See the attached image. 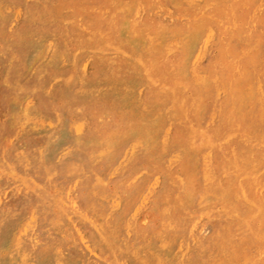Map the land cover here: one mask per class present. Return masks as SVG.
I'll return each mask as SVG.
<instances>
[{
	"label": "rangeland",
	"instance_id": "1",
	"mask_svg": "<svg viewBox=\"0 0 264 264\" xmlns=\"http://www.w3.org/2000/svg\"><path fill=\"white\" fill-rule=\"evenodd\" d=\"M83 1L0 0V264H264V0Z\"/></svg>",
	"mask_w": 264,
	"mask_h": 264
},
{
	"label": "bare ground",
	"instance_id": "2",
	"mask_svg": "<svg viewBox=\"0 0 264 264\" xmlns=\"http://www.w3.org/2000/svg\"><path fill=\"white\" fill-rule=\"evenodd\" d=\"M8 1H9V0H8ZM17 1H18V0H17ZM25 1H27V0H25ZM65 1L68 2V0H65ZM73 1H74V0H72V2H73ZM85 1H86V0H84L83 2H85ZM118 1H119V0H118ZM165 1H166V0H165ZM257 1H259V0H257ZM11 2H12V1H11ZM81 2H82V1H81ZM110 2H111V1H110ZM123 2H124V1H123ZM211 2H212V1H211ZM12 3H13V2H12ZM18 3H20V2H18ZM86 3H87V2H86ZM118 3H119V2H118ZM136 3H137V2H136ZM164 3H165V2H164ZM167 3H168V2H167ZM167 3H166V4H167ZM209 3H210V2H209ZM0 4H1V3H0ZM26 4H27V3H26ZM30 4H31V3H30ZM58 4H59V3H58ZM67 4H68V3H67ZM69 4H70V3H69ZM89 4H90V3H89ZM94 4H95V1H94ZM94 4H93L92 6H94ZM110 4L112 5V3H110ZM120 4H121V3H120ZM125 4H126V3H125ZM166 4H165V5H166ZM188 4H189V3H188ZM188 4H187V5H188ZM204 4H205V3H204ZM28 5H29V4H28ZM75 5H77V4H75ZM140 5H141V4H140ZM165 5H164V6H165ZM168 5H169V4H168ZM185 5H186V4H185ZM262 5H263V4H262ZM5 6H6V4H5ZM64 6H65V5H64ZM67 6H68V5H67ZM86 6H87V5H86ZM86 6H85V7H86ZM95 6H96V5H95ZM196 6H197V5H196ZM228 6H229V5H228ZM29 7H30V6H29ZM62 7H63V6H62ZM65 7H66V6H65ZM69 7H70V6H69ZM88 7H89V6H88ZM113 7H114V6H113ZM256 7H257V6H256ZM13 8H14V7H13ZM20 8H21V7H20ZM75 8H76V7H75ZM91 8H93V7H91ZM134 8H135V7H134ZM159 8H160V6H159ZM170 8H171V6H170ZM226 8H227V7H226ZM63 9H65V8L63 7ZM70 9H71V8H70ZM86 9H87V8H86ZM94 9H95V8H94ZM96 9H97V8H96ZM191 9H192V8H191ZM252 9H253V8H252ZM259 9H260V8H259ZM259 9H258V10H259ZM59 10H61V7L59 8ZM81 10H82V9H81ZM90 10H91V9H90ZM113 10H114V8H113ZM141 10H142V9H141ZM153 10H154V9H153ZM155 10H156V9H155ZM157 10H158V9H157ZM194 10H195V9H194ZM197 10H198V9H197ZM250 10H251V9H250ZM47 11H48V10H47ZM85 11H87V10H85ZM101 11H103V10H101ZM105 11H106V10H105ZM170 11H171V10H170ZM172 11H173V10H172ZM188 11H189V10H188ZM202 11H203V10H202ZM205 11H206V10H205ZM16 12H17V11H16ZM18 12H19V11H18ZM45 12H46V11H45ZM50 12H51V8H50ZM67 12H68V11H67ZM135 12H136V11H135ZM142 12H143V10H142ZM153 12H154V11H153ZM194 12H195V11H194ZM224 12H225V11H224ZM68 13H69V12H68ZM97 13H98V10H97ZM107 13H108V12H107ZM110 13H111V12H110ZM112 13H113V12H112ZM112 13H111V15H112ZM138 13H139V12H138ZM157 13H158V12H157ZM168 13H170V12H168ZM199 13H200V12H199ZM209 13H210V12H209ZM229 13H230V12H229ZM249 13H250V12H249ZM252 13H253V12H252ZM261 13H262V12H261ZM261 13H260V14H261ZM56 14H57V13H56ZM91 14H92V10H91ZM95 14H96V13H95ZM125 14H127V13H125ZM125 14H124V15H125ZM149 14H150V13H149ZM230 14H231V13H230ZM254 14H255V13H254ZM15 15H16V14H15ZM54 15H55V14H54ZM60 15H62V14H60ZM76 15H77V14H76ZM76 15H75V16H76ZM80 15H81V14H80ZM86 15H87V14H86ZM96 15H97V14H96ZM127 15H129V14H127ZM132 15H133V14H132ZM173 15H174V14H173ZM197 15H198V14H197ZM20 16H21V15H20ZM24 16H25V15H24ZM48 16H49V15H48ZM48 16H47V17H48ZM71 16H72V15H71ZM73 16H74V15H73ZM78 16H79V15H78ZM98 16H99V15H98ZM103 16H104V15H103ZM112 16H113V15H112ZM176 16H177V15H176ZM248 16H249V15H248ZM15 17H16V16H15ZM15 17H14V18H15ZM90 17H91V16H90ZM125 17H126V16H125ZM133 17H134V16H133ZM161 17H162V15H161ZM161 17H160V18H161ZM165 17H166V16H165ZM180 17H181V16H180ZM186 17H187V16H186ZM250 17H252V16H250ZM250 17H249V19H250ZM254 17H255V16H254ZM118 18H120V17H118ZM122 18H123V17H122ZM122 18H121V20H122ZM160 18H159V19H160ZM168 18H169V17H168ZM198 18H199V17H198ZM225 18H226V16H225ZM239 18H240V16H239ZM255 18H256V17H255ZM35 19H36V18H35ZM55 19H56V18H55ZM55 19H54V21H55ZM88 19H89V18H88ZM96 19H97V18H96ZM170 19H171V18H170ZM179 19H180V18H179ZM192 19H193V17H192ZM218 19H219V18H218ZM233 19H234V17H233ZM49 20H50V19H49ZM59 20H60V19H59ZM72 20H73V18L71 17V20H70V21H72ZM90 20H91V19H90ZM105 20H107V19L105 18ZM110 20H111V19H110ZM110 20H109V21H110ZM131 20H132V19H131ZM174 20H175V18H174ZM177 20H178V19H177ZM200 20H201V19H200ZM219 20L221 21V19H219ZM224 20H225V19H224ZM227 20H228V19H227ZM243 20H244V18H243ZM52 21H53V20H52ZM54 21H53V22H54ZM68 21H69V20H68ZM68 21H67V22H68ZM74 21H75V20H74ZM163 21H164V20H163ZM166 21H167V20H166ZM192 21H193V20H192ZM201 21H202V20H201ZM232 21H233V20H232ZM250 21H251V20H250ZM141 22H142V21H141ZM158 22H159V21H158ZM168 22H169V20H168ZM253 22H254V21H253ZM64 23H65V22H64ZM68 23H69V22H68ZM75 23H77V22H75ZM93 23H94V22H93ZM131 23H132V22H131ZM131 23L129 22L128 24L130 25ZM161 23H162V22H161ZM164 23H165V22H164ZM166 23H167V22H166ZM218 23H219V22H218ZM220 23H221V22H220ZM226 23H227V22H226ZM232 23H233V22H232ZM248 23H249V22H248ZM13 24H14V23H13ZM25 24H26V23H25ZM110 24H111V23H110ZM114 24H115V23H113V25H114ZM116 24H117V23H116ZM133 24H134V23H133ZM223 24H224V23H223ZM246 24H247V22H246ZM16 25H17V24H16ZM66 25H67V23H66ZM68 25H69V24H68ZM85 25H86V24H85ZM88 25H89V24H88ZM88 25H87V26H88ZM95 25H96V24H95ZM144 25H145V23H144ZM159 25H160V24H159ZM159 25H158V26H159ZM161 25H162V24H161ZM163 25H165V24H163ZM167 25H168V24H167ZM176 25H178V24H176ZM218 25H220V24H218ZM234 25H235V24H234ZM244 25H245V24H244ZM61 26H62V24H61ZM72 26H73V25H72ZM79 26H80V25H79ZM93 26H94V25H93ZM111 26H112V25H111ZM146 26H147V24H146ZM171 26H172V25H171ZM225 26H226V25H225ZM225 26H224V27H225ZM237 26H238V25H237ZM247 26H248V25H247ZM55 27H56V26H55ZM65 27H67V26H65ZM74 27H76V26H74ZM88 27H89V26H88ZM97 27H98V26H97ZM103 27H104V26H102V28H103ZM114 27H116V26H114ZM114 27H113V28H114ZM167 27H168V26H167ZM207 27H208V26H207ZM231 27H232V25H231ZM244 27H245V26H244ZM250 27H252V26H250ZM84 28H85V27H84ZM119 28H120V26H119ZM129 28H130V27H128V29H129ZM209 28H210V27H209ZM209 28H208V29H209ZM222 28H223V27H222ZM23 29H24V28H23ZM57 29H58V28H57ZM57 29H56V31H57ZM74 29H75V28H74ZM90 29H91V28H90ZM111 29H112V27L110 28V30H111ZM210 29H211V28H210ZM259 29H260V28H259ZM9 30H10V29H9ZM75 30H76V29H75ZM88 30H89V29H88ZM95 30H96V29H95ZM99 30H100V29H99ZM247 30H248V29H247ZM250 30H251V29H250ZM76 31H78V30H76ZM102 31H103V30H102ZM102 31H100V32H102ZM113 31H114V30H113ZM118 31H119V29H118ZM118 31H117V32H118ZM128 31H129V30H128ZM137 31H138V30H137ZM229 31H230V30H229ZM210 32H211V31H210ZM248 32H249V30H248ZM67 33H68V32H67ZM73 33H74V32H73ZM84 33H85V32H84ZM88 33H89V32H88ZM110 33H111V32H110ZM118 33H119V32H118ZM127 33H128V32H127ZM63 34H64V33H63ZM79 34H80V33H79ZM97 34L100 35V33H97ZM113 34H114V32H113ZM125 34H126V33H125ZM197 34H198V33H197ZM202 34H203V33H202ZM225 34H226V32H225ZM241 34H242V33H241ZM241 34H240V35H241ZM72 35H73V34H72ZM77 35H78V34H77ZM91 35H92V33H91ZM105 35H106V34H105ZM118 35H119V34H118ZM126 35H127V34H126ZM130 35H131V34H130ZM195 35H196V33H195ZM219 35H220V34H219ZM100 36H101V35H100ZM132 36H133V35H132ZM170 36H171V35H170ZM197 36H198V35H197ZM212 36H213V35H212ZM223 36H224V35H223ZM229 36H230V35H229ZM58 37H59V36H58ZM83 37H84V36H83ZM89 37H90V36H89ZM103 37H104V36H103ZM127 37H128V36H127ZM127 37H126V38H127ZM148 37H149V36H148ZM163 37H165V36H163ZM168 37H169V36H168ZM185 37H186V36H185ZM187 37H188V36H187ZM198 37H199V36H198ZM240 37H241V36H240ZM54 38H55V37H54ZM90 38H91V37H90ZM149 38H150V37H149ZM169 38H170V37H169ZM173 38H174V37H173ZM196 38H197V37H196ZM208 38H209V37H208ZM227 38H228V37H227ZM237 38H239V37H237ZM1 39H3V38H1ZM97 39H98V37L96 38V40H97ZM127 39H128V38H127ZM190 39H191V38H190ZM190 39H189V40H190ZM194 39H195V38H194ZM197 39H198V38H197ZM199 39H201V38H199ZM199 39H198V41H200ZM210 39H211V38H210ZM246 39H247V38H246ZM79 40H80V39H79ZM83 40H84V39H83ZM85 40H86V39H85ZM85 40H84V41H85ZM88 40H89V39H88ZM88 40H87V41H88ZM131 40H132V39H131ZM133 40H135V39H133ZM136 40H137V39H136ZM136 40H135V42H136ZM159 40H161V38H160ZM195 40H196V39H195ZM233 40H235V39H233ZM233 40H232V41H233ZM239 40H240V39H239ZM99 41H100V40H99ZM112 41H113V40H112ZM122 41H123V40H122ZM176 41H177V40H176ZM206 41H208V40L206 39ZM230 41H231V40H230ZM19 42H20V41H19ZM92 42H93V41H92ZM132 42H133V41H132ZM140 42H141V39H140ZM146 42H147V41H146ZM163 42H164V41H163ZM163 42H162V43H163ZM189 42H190V41H189ZM192 42H193V41H192ZM240 42H241V41H240ZM51 43H52V42H51ZM70 43H71V42H70ZM86 43H87V42H85V43L83 42L84 45H85ZM128 43H129V42H128ZM160 43H161V42H160ZM198 43H199V42H198ZM200 43H201V41H200ZM202 43H203V42H202ZM73 44H74V43H73ZM132 44H133V43H132ZM141 44H143V43H141ZM148 44H149V42H148ZM91 45H92V44H91ZM110 45H111V44H110ZM136 45H137V44H136ZM188 45H189V43H188ZM188 45H187V46H188ZM236 45H237V43H236ZM242 45H243V44H242ZM263 45H264V44H263ZM16 46H17V45H16ZM87 46H88V45H87ZM89 46H90V45H89ZM98 46H99V45H98ZM128 46H129V45H128ZM142 46H143V45H142ZM205 46H206V45H205ZM209 46H210V44H209ZM0 47H1V46H0ZM49 47H50V46H49ZM114 47H115V46H114ZM130 47H131V46H130ZM139 47H140V44H139ZM165 47H166V46H165ZM165 47H164V48H165ZM167 47H169V46H167ZM167 47H166V49H167ZM198 47H199V45H198ZM236 47H238V46H236ZM97 48H99V47H97ZM112 48H113V45H112ZM116 48H117V47H116ZM133 48H134V47H133ZM171 48H172V47H171ZM204 48H205V47H204ZM245 48H246V47H245ZM247 48H248V47H247ZM250 48H251V47H250ZM262 48H263V47H262ZM92 49H93V48H92ZM92 49L90 50V52L92 51ZM131 49H132V48H131ZM179 49H180V47H179ZM186 49H187V47H186ZM189 49H190V48H189ZM199 49H200V51H201V48H199ZM71 50H72V49H71ZM93 50H94V49H93ZM95 50H96V48H95ZM97 50H98V49H97ZM97 50H96V51H97ZM172 50H173V49H172ZM197 50H198V49H197ZM206 50H208V49H206ZM224 50H225V48H224ZM236 50H237V49H236ZM246 50H247V49H246ZM48 51H49V50H48ZM82 51H83V50H82ZM99 51H100V50H99ZM102 51H103V50H102ZM109 51H111V50H109ZM117 51H118V50H117ZM119 51H120V49H119ZM166 51H167V50H166ZM209 51H211V50H209ZM84 52H85V51H84ZM88 52H89V51H88ZM100 52H101V51H100ZM113 52H114V51H113ZM123 52H125V51H123ZM133 52H134V51H133ZM139 52H140V51H139ZM202 52H203V51H202ZM205 52H206V51H204V53H205ZM246 52H247V51H246ZM246 52H245V53H246ZM262 52H263V51H262ZM60 53H61V52H60ZM70 53H71V52H70ZM94 53H95V56H96V52H94ZM130 53L132 54V51H131ZM215 53H216V52H215ZM88 54H89V53H88ZM114 54H115V53H114ZM127 54H128V53H127ZM202 54H203V53H202ZM225 54H226V53H225ZM21 55H23V54H21ZM77 55H78V54H77ZM91 55H92V54H91ZM184 55H185V54H184ZM74 56H75V55H74ZM82 56H83V55H82ZM100 56H101V55H100ZM125 56H126V55H125ZM165 56H166V54H165ZM186 56H187V55H186ZM200 56H201V55H200ZM228 56H229V55H228ZM257 56H258V55H256V57H257ZM259 56H261V53H260ZM87 57H88V55H87ZM98 57H99V56H98ZM110 57H111V56H110ZM135 57H136V56H135ZM138 57H139V56H138ZM138 57H137V58H138ZM178 57H179V56H178ZM212 57H213V56H212ZM237 57H238V56H237ZM237 57H236V58H237ZM143 58H144V57H143ZM164 58H165V57H164ZM181 58H182V57H181ZM240 58H241V55H240ZM248 58H249V57H248ZM12 59H13V58H12ZM35 59H36V58H35ZM92 59H93V58H92ZM99 59H101V58H99ZM128 59H129V56H128ZM133 59H134V57H133ZM139 59H140V58H139ZM165 59H166V58H165ZM173 59H174V58H173ZM176 59H177V58H176ZM194 59H195V58H194ZM213 59H214V58H213ZM227 59H228V58H227ZM241 59H242V58H241ZM246 59H247V58H246ZM260 59H261V58H260ZM89 60H90V59H89ZM93 60H94V59H93ZM125 60H126V59H125ZM170 60H171V59H170ZM170 60H169V61H170ZM196 60H197V59H196ZM200 60H202V59H200ZM211 60H212V59H211ZM228 60H229V59H228ZM244 60H245V59H244ZM263 60H264V58H263ZM11 61H12V60H11ZM123 61H124V59H123ZM129 61H130V60H129ZM135 61L138 62V60H135ZM165 61H166V60H165ZM180 61H181V60H180ZM236 61H237V59H236ZM33 62H34V61H33ZM88 62H91V61H88ZM92 62H93V61H92ZM98 62H99V61H98ZM127 62H128V61H127ZM166 62H167V61H166ZM175 62H176V61H175ZM182 62H183V61H182ZM196 62H197V61H196ZM196 62H195V60H194V63H196ZM219 62H220V61H219ZM219 62H218V63H219ZM232 62H233V60H232ZM241 62H242V61H241ZM244 62H245V61H244ZM244 62H243V63H244ZM76 63H77V62H76ZM130 63H131V62H130ZM140 63H142V62L140 61ZM140 63H139V64H140ZM171 63H172V62H171ZM207 63H208V62H207ZM213 63H214V62H213ZM216 63H217V62H216ZM220 63H221V62H220ZM220 63H219V64H220ZM263 63H264V62H263ZM31 64H32V63H31ZM77 64H78V63H77ZM99 64H100V63H99ZM103 64H104V63H103ZM109 64H110V63H108V68H109V70H111ZM231 64H233V63H231ZM257 64H258V62H257ZM85 65H86V64H85ZM136 65H137V64H136ZM146 65H147V64H146ZM191 65H192V64H191ZM191 65H190V66H191ZM221 65H222V64H221ZM242 65H243V64H242ZM70 66H71V65H70ZM104 66H106V64H105ZM129 66H130V65H129ZM137 66H138V65H137ZM181 66H182V65H181ZM196 66H197V64H196ZM200 66H201V65H200ZM206 66H207V65H206ZM257 66H259V64H258ZM262 66H263V65H262ZM262 66H261V67H262ZM63 67H64V66H63ZM96 67H97V66H96ZM182 67H184V66H182ZM188 67H189V65H188ZM222 67H223V65H222ZM261 67H260V68H261ZM70 68H71V67H70ZM84 68H85V66H84ZM104 68H105V67H104ZM104 68H103V69H104ZM136 68H137V67H136ZM170 68H171V66H170ZM231 68H232V67H231ZM241 68H242V67H241ZM253 68H254V67H253ZM71 69H72V68H71ZM236 69H237V67H236ZM86 70H87V69H86ZM98 70H99V69H98ZM100 70H101V72L103 71L102 69H100ZM105 70H107V69H105ZM105 70H104V71H105ZM181 70H182V69H181ZM191 70H192V69H191ZM225 70H226V69H225ZM252 70H253V69H252ZM252 70H251V71H252ZM107 71H108V70H107ZM143 71H144V70H143ZM219 71H220V70H219ZM240 71H241V70H240ZM251 71H250V72H251ZM26 72H27V71H26ZM120 72H121V71H120ZM127 72H128V71H127ZM145 72H146V71H145ZM180 72H181V71H180ZM225 72H226V71H225ZM228 72H229V71H228ZM259 72H260V71H259ZM259 72H258V73H259ZM32 73H33V72H32ZM48 73H49V72H48ZM69 73H70V72H69ZM110 73H111V72H110ZM135 73H136V72H135ZM189 73H191V72H189ZM196 73H198V72H196ZM217 73H218V72H217ZM223 73H224V71H223ZM235 73H236V72H235ZM256 73H257V72H256ZM86 74H87V73H86ZM117 74H118V73H117ZM121 74H122V73H121ZM144 74H145V73H144ZM193 74L195 75L194 72H193ZM208 74H209V73H208ZM226 74H227V73H226ZM251 74H252V73H251ZM251 74H250V75H251ZM97 75H98V72H97ZM100 75H101V74H100ZM188 75H189V74H188ZM190 75H191V74H190ZM203 75H204V74H203ZM215 75H216V74H215ZM218 75H219V74H218ZM222 75H223V74H222ZM235 75H236V74H235ZM263 75H264V74H263ZM263 75H262V76H263ZM84 76H85V75H84ZM84 76H83V77H84ZM124 76H125V75H124ZM135 76H136V75H135ZM198 76H200V75H198ZM224 76H225V75H224ZM237 76H238V75H237ZM6 77H7V76H6ZM86 77H87V76H86ZM110 77H111V76H110ZM119 77H120V73H119ZM137 77H138V76H137ZM140 77H141V76H140ZM222 77H223V76H222ZM228 77H229V76H228ZM255 77H256V75H255ZM102 78H103V77H102ZM177 78H178V77H177ZM258 78H259V77H258ZM0 79H1V78H0ZM70 79H71V78H70ZM83 79L85 80V78H83ZM146 79H148V78H146ZM150 79H152V78H150ZM227 79H228V78H227ZM232 79H233V78H232ZM253 79H255V78H253ZM256 79H257V78H256ZM93 80H94V79H93ZM100 80H101V79H100ZM102 80H103V79H102ZM118 80H119V79H118ZM134 80H135V79H134ZM148 80H149V79H148ZM148 80H147V81H148ZM214 80H215V79H214ZM222 80H223V79H222ZM58 81H59V80H58ZM69 81H70V80H69ZM88 81H89V79H88ZM98 81H99V80H98ZM112 81H113V80H112ZM147 81H145V82H147ZM175 81H176V80H175ZM232 81H233V80H232ZM232 81H231V82H232ZM259 81H260V80H259ZM263 81H264V80H263ZM2 82H3V81H2ZM55 82H56V81H55ZM67 82H68V80H67ZM120 82H121V81H120ZM123 82H125V81H123ZM136 82H137V81H136ZM145 82H144V84H145ZM176 82H177V81H176ZM193 82H194V81H193ZM219 82H220V81H219ZM226 82H227V81H226ZM254 82H255V80H254ZM156 83H157V81H156ZM156 83H155V84H156ZM161 83H162V82H161ZM211 83H212V82H211ZM227 83H229V80H228ZM261 83H262V82H261ZM1 84H2V83H1ZM119 84H122V83H119ZM144 84H141V85H143V87H144ZM148 84H150V83L148 82ZM153 84H154V83H153ZM192 84H193V83H192ZM214 84H215V83H214ZM240 84H241V83H240ZM252 84H253V83H252ZM7 85H8V84H7ZM113 85H114V84H113ZM146 85H147V84H146ZM164 85H166V84H164ZM150 86H151V85H150ZM195 86H196V85H195ZM214 86H215V85H214ZM217 86H218V85H217ZM246 86H248V85H246ZM262 86L264 87V85H262ZM78 87H79V86H78ZM90 87H91V86H90ZM108 87H109V86H108ZM167 87H169V86H167ZM180 87H181V86H180ZM248 87H249V86H248ZM259 87H260V85H259ZM118 88H119V87H118ZM123 88H124V87H123ZM145 88H146V87H145ZM145 88H144V89H145ZM156 88H157V87H156ZM164 88H165V87H164ZM170 88H171V87H170ZM184 88H185V87H184ZM188 88H189V87H188ZM218 88H219V87H218ZM231 88H232V87H231ZM233 88H234V87H233ZM253 88H254V86H253ZM257 88H258V87H257ZM6 89H7V87H6ZM114 89H115V88H114ZM114 89H113V90H114ZM121 89H122V88H121ZM140 89H141V88H140ZM166 89H167V88H166ZM262 89H263V88H262ZM9 90H10V89H9ZM52 90H53V89H52ZM109 90H110V89H109ZM119 90H120V88H119ZM148 90H149V89H148ZM151 90H152V89H151ZM159 90H160V89H159ZM162 90H163V89H162ZM167 90H168V89H167ZM178 90H179V89H178ZM220 90H221V89H220ZM234 90H235V89H234ZM100 91H101V90H99V92H100ZM132 91H133V90H132ZM139 91H140V90H139ZM157 91H158V90H157ZM180 91H181V90H180ZM189 91H190V90H189ZM221 91H222V90H221ZM105 92H106V91H105ZM105 92H104V95H105ZM110 92H111V91H110ZM120 92H121V91H120ZM123 92H124V91H123ZM128 92H129V91H128ZM140 92H141V91H140ZM142 92H143V90H142ZM214 92H215V90H214ZM224 92H225V91H224ZM253 92H254V90H253ZM261 92H262V90H261ZM263 92H264V91H263ZM97 93H98V92H97ZM101 93H102V92H101ZM108 93H109V92H108ZM148 93H149V92H148ZM153 93H154V92H153ZM157 93H158V92H157ZM163 93H164V92H163ZM181 93H182V92H181ZM215 93H216V92H215ZM228 93H229V92H228ZM179 94H180V93H179ZM212 94H213V93H212ZM254 94H255V93H254ZM254 94H253V95H254ZM141 95H142V93H141ZM208 95L210 96L211 94L209 93ZM221 95H222V94H221ZM221 95H220V96H221ZM224 95H225V94H224ZM94 96H95V95H94ZM96 96H97V95H96ZM107 96H108V94H107ZM150 96H151V95H150ZM216 96H217V94H216ZM216 96H215V97H216ZM232 96H233V95H232ZM100 97H101V95H100ZM170 97H171V96H170ZM202 97H203V96H202ZM205 97H206V96H205ZM227 97L229 98V96H227ZM234 97H235V96H234ZM3 98H4V97H3ZM103 98H104V97H103ZM103 98H102V99H103ZM132 98H133V97H132ZM152 98H153V97H152ZM207 98H209V97L207 96ZM210 98H211V97H210ZM225 98H226V97H225ZM6 99H7V98H6ZM254 99H255V97H254ZM257 99H258V98H257ZM257 99H256V100H257ZM262 99H263V98H262ZM98 100H99V99H98ZM104 100H105V99H104ZM144 100H145V99H144ZM176 100H177V99H176ZM192 100H193V99H192ZM220 100H221V99H220ZM5 101H6V100H5ZM19 101H20V100H19ZM21 101H22V100H21ZM137 101H138V100H137ZM145 101H146V100H145ZM145 101H144V102H145ZM166 101H167V100H166ZM189 101H190V100H189ZM214 101H215V100H214ZM224 101H225V100H224ZM231 101H232V100H231ZM254 101H255V100H254ZM254 101H253V102H254ZM260 101H261V100H260ZM104 102H105V101H104ZM144 102H143V103H144ZM147 102H149V100H148ZM176 102H177V101H176ZM190 102H191V101H190ZM217 102H218V101H217ZM261 102H262V101H261ZM261 102H260V103H261ZM263 102H264V101H263ZM6 103H7V102H6ZM26 103H27V102H26ZM139 103H140V105H141V102H139ZM218 103H219V102H218ZM234 103H235V102H234ZM256 103H257V101H256ZM90 104H91V102H90ZM133 104H134V103H133ZM135 104H136V103H135ZM137 104H138V103H137ZM147 104H148V103H147ZM147 104H146V105H147ZM156 104H157V103H156ZM160 104H163V103H160ZM175 104H176V103H175ZM175 104H174V105H175ZM201 104H202V103H201ZM214 104H215V103H214ZM263 104H264V103H263ZM138 105H139V104H138ZM154 105H155V104H154ZM163 105H164V104H163ZM203 105H204V104H203ZM219 105H220V104H219ZM230 105H231V104H230ZM26 106H27V105H26ZM26 106L24 105V107H26ZM112 106H113V105H112ZM134 106H136V105H134ZM143 106H144V105H143ZM167 106H169V105H167ZM215 106H216V104H215ZM231 106H232V105H231ZM27 107H28V106H27ZM126 107H127V106H126ZM161 107H162V106H161ZM161 107H160V108L158 107V108L161 109ZM191 107H192V106H191ZM201 107H202V106H201ZM109 108H110V107H109ZM121 108H122V107H121ZM132 108H133V107H132ZM149 108H150V106H149ZM151 108H152V106H151ZM163 108H164V107H163ZM163 108H162V109H163ZM166 108H170V107H166ZM224 108H225V107H224ZM232 108H233V107H232ZM40 109H41V108H40ZM111 109H112V108H111ZM111 109H110V110H111ZM122 109H123V108H122ZM135 109H136V108H135ZM146 109H147V108H146ZM152 109H153V108H152ZM262 109H263V108H262ZM1 110H2V109H1ZM147 110H148V109H147ZM154 110H155V109H154ZM170 110H171V109H170ZM236 110H237V109H236ZM258 110H259V109H258ZM113 111H114V110H113ZM127 111H128V110H127ZM135 111H136V110H135ZM135 111H134V112H135ZM165 111H166V110H165ZM228 111H229V110H228ZM233 111H234V110H233ZM240 111H241V110H240ZM256 111H257V110H256ZM125 112H126V111H125ZM132 112H133V110H132ZM153 112H154V114H155V111H153ZM156 112H158V111L156 110ZM173 112H174V111H173ZM222 112H223V111H222ZM259 112H260V111H258V116H261V115L263 116L264 111H263L262 114H260V115H259ZM2 113H3V112H2ZM126 113H127V112H126ZM147 113H148V112H147ZM158 113H161V112H158ZM233 113H235V112H233ZM253 113H255V111H254ZM120 114H121V113H120ZM120 114H119V115H120ZM151 114H152V113H151ZM154 114H153V116H154ZM166 114H167V113H166ZM172 114H173V113H172ZM211 114H212V113H211ZM211 114H210V115H211ZM217 114H218V113H217ZM220 114H221V113H220ZM236 114H237V113H236ZM251 114H252V113H251ZM256 114H257V113H256ZM134 115H135V113H134ZM143 115H145V114H143ZM156 115H157V114H156ZM248 115H249V114H248ZM6 116H7V115H6ZM92 116H93V115H92ZM122 116H123V115H122ZM122 116H121V117H122ZM145 116H146V115H145ZM147 116H148V115H147ZM218 116H219V115H218ZM236 116H237V115H236ZM251 116H252V115H251ZM254 116H256V115H254ZM154 117H155V116H154ZM154 117H153V118H154ZM166 117H167V116H166ZM170 117H171V116H170ZM183 117H184V116H183ZM210 117H211V116H210ZM225 117H228V116H225ZM231 117H232V116H231ZM240 117H241V116H240ZM6 118H7V117H6ZM114 118H115V117H114ZM136 118H138V117H136ZM141 118H142V117H141ZM167 118H169V117H167ZM174 118H175V116H174ZM217 118H218V117H217ZM228 118H229V117H228ZM251 118H252V117H251ZM259 118H260V117H259ZM261 118H262V117H261ZM133 119H134V118H133ZM172 119H173V118H172ZM175 119H176V118H175ZM189 119H190V118H189ZM197 119H198V118H197ZM223 119L225 120V118H223ZM231 119H232V118H231ZM235 119H236V118H235ZM41 120H42V119H41ZM72 120H73V119H72ZM161 120H162V119H161ZM167 120H168V119H167ZM176 120H177V119H176ZM220 120H221V119H220ZM250 120H251V119H250ZM261 120H262V119H261ZM33 121H34V120H33ZM174 121H175V120H174ZM211 121H212V120H211ZM3 122L5 123V120H4ZM41 122H43V121H41ZM41 122H40V123H41ZM48 122H49V121H48ZM94 122H95V121H94ZM172 122H173V121H172ZM191 122H192V121H191ZM191 122H190V123H191ZM207 122H208V121H207ZM213 122H214V121H213ZM49 123H50V122H49ZM69 123H70V122H69ZM169 123H170V122H169ZM229 123H230V122H229ZM244 123H245V122H244ZM254 123H256V122H254ZM258 123H259V122H258ZM76 124H77V123H76ZM81 124H82V123H81ZM87 124H88V123H87ZM131 124H132V123H131ZM167 124H168V123H167ZM208 124H209V123H208ZM212 124H213V123H212ZM236 124L238 125V123H236ZM260 124H261V123H260ZM24 125H25V124H24ZM128 125H130V124H128ZM168 125H169V124H168ZM178 125H179V124H178ZM181 125L183 126V123H182ZM184 125H185V124H184ZM219 125H220V124H219ZM221 125H222V124H221ZM229 125H230V124H229ZM251 125H252V124H250V126H251ZM130 126H131V125H130ZM176 126H177V125H176ZM195 126H197V125H195ZM195 126L192 127V129L195 128ZM217 126H218V125H217ZM227 126H228V125H227ZM227 126H226V127H227ZM245 126H246V125H245ZM22 127H23V126H22ZM125 127H126V126H124V128H125ZM168 127H169V126H168ZM178 127H179V126H178ZM209 127H210V125H209ZM214 127H215V126H214ZM235 127H236V126H235ZM124 128H123V129H124ZM128 128H129V127H128ZM151 128H152V127H151ZM166 128H167V127H166ZM181 128H182V127H181ZM185 128H187V127H184V130H185ZM197 128H198V127H197ZM206 128H208V127H206ZM216 128H217V127H216ZM219 128H220V127H219ZM228 128H230V127H228ZM231 128H232V127H231ZM241 128H242V127H241ZM2 129H3V128H2ZM78 129H79V128H77L76 131H80V130H78ZM167 129H168V128H167ZM172 129H174V128H172ZM177 129H178V128H177ZM190 129H191V128L189 127V130H190ZM16 130H17V129H16ZM102 130H103V129H102ZM119 130H120V129H119ZM127 130H128V129H127ZM127 130H126V131H127ZM193 130H194V129H193ZM204 130H205V129H204ZM210 130H211V128H210ZM213 130H215V129H213ZM240 130H241V129H240ZM252 130H253V129H252ZM254 130H255V129H254ZM22 131H23V130H22ZM123 131H125V130H123ZM123 131H122V132H123ZM174 131H175V130H174ZM181 131H182V130H181ZM207 131H208V130H207ZM221 131H222V130H221ZM119 132H120V131H119ZM167 132H168V130H167ZM186 132H187V131H186ZM186 132H185V133H186ZM202 132H203V131H202ZM205 132H206V131H205ZM227 132H228V131L226 130V133H227ZM232 132H233V130H232ZM246 132H247V131H246ZM252 132H254V131H252ZM97 133H98V132H97ZM114 133H115V132H114ZM114 133H113V134H114ZM126 133H127V132H126ZM153 133H154V132H153ZM181 133H182V132H181ZM187 133H191V131H190V132L188 131ZM194 133H195V132H194ZM199 133H200V132H199ZM203 133H204V132H203ZM220 133H221V132H220ZM238 133H239V132H238ZM249 133H250V132H249ZM254 133H257V132H254ZM16 134H17V133H16ZM16 134H15V135H16ZM104 134H105V133H104ZM119 134H121V133H119ZM123 134L126 135L125 133H123ZM166 134H167V133H166ZM171 134H172V133H171ZM183 134H184V133H183ZM231 134H232V133H231ZM231 134H230L228 137H230ZM98 135H99V134H98ZM117 135H118V134H117ZM149 135H150V134H149ZM153 135H154V134H153ZM191 135H192V133L190 134V136H191ZM201 135H202V134H201ZM212 135H213V134H212ZM214 135H216V134L214 133ZM251 135H252V134H251ZM257 135H258V133H257ZM40 136H41V135H40ZM164 136H165V135H164ZM185 136H186V135H185ZM193 136H194V135H193ZM202 136H204V135H202ZM207 136H208V135H207ZM224 136H225V135H224ZM183 137H184V136H183ZM191 137H192V136H191ZM245 137H246V136H245ZM245 137H243V138H245ZM257 137H258V136H257ZM166 138H167V137H166ZM173 138H174V137H173ZM201 138H202V137H201ZM215 138H216V137H215ZM220 138H221V137H220ZM248 138H249V137H248ZM262 138H263V137H262ZM262 138H261V139H262ZM34 139H35V138H34ZM109 139H110V138H109ZM123 139H124V138H123ZM167 139H169V137H168ZM208 139H209V138H208ZM208 139H205V140L207 141ZM246 139H247V138H246ZM5 140H6V139H5ZM12 140H13V139H12ZM36 140H37V139H36ZM170 140H171V139H170ZM174 140H175V139H174ZM205 140H204V142H205ZM217 140H218V139H217ZM250 140H251V138H250ZM257 140H258V139H257ZM9 141H10V140H9ZM177 141H178V140H177ZM180 141H181V140H180ZM215 141H216V140H215ZM242 141H243V140H242ZM251 141H252V140H251ZM259 141H260V140H259ZM259 141H258V142H259ZM192 142H193V141H192ZM204 142H202L201 144H203ZM208 142H209V141H208ZM208 142H207V145H208ZM217 142H218V141H217ZM246 142H247V141H246ZM178 143H179V142H178ZM196 143H197V142H196ZM239 143H240V142H239ZM256 143H257V142H256ZM256 143H255V144H256ZM190 144H191V142H190ZM192 144H193V143H192ZM211 144H212V143H211ZM218 144H219V143H218ZM221 144H222V143H221ZM240 144H241V143H240ZM193 145H195V144H193ZM203 145H204V144H203ZM257 145H258V144H257ZM209 146H210V145H209ZM221 146H222V145H221ZM227 146H228V145H227ZM227 146H226L225 148H227ZM242 146H244V145L242 144ZM242 146H241V147H242ZM245 146H246V145H245ZM245 146H244V147H245ZM259 146H260V145H259ZM136 147H138V145H137ZM189 147H190V146H189ZM215 147H216V146H215ZM263 147H264V146H263ZM192 148H193V147H192ZM196 148H197V147H196ZM209 148H210V147H209ZM246 148H247V147H246ZM127 149H128V148H127ZM194 149H195V147H194ZM194 149H193V150H194ZM250 149H252V148H250ZM223 150H224V149H223ZM189 151H190V150H189ZM210 151H211V150H210ZM218 151H219V150H218ZM224 151H225V150H224ZM244 151H245V150H244ZM244 151H243V152H244ZM163 152H164V151H163ZM39 153H40V152H39ZM161 153H162V152H161ZM216 153H217V152H216ZM222 153H223V152H222ZM233 153H234V152H233ZM209 154H210V153H209ZM211 154H212V153H211ZM235 154H236V153H235ZM237 154H238V153H237ZM254 154H255V153H254ZM214 155H215V154H214ZM219 155H220V153H219ZM228 155L231 156V154H228ZM232 155H233V154H232ZM238 155H239V154H238ZM238 155H237V156H238ZM146 156H147V155H146ZM154 156H155V155H154ZM263 156H264V155H263ZM15 157H16V156H15ZM152 157H153V156H152ZM157 157H158V156H157ZM235 157H236V156H235ZM251 157H252V156H251ZM181 158H182V157H181ZM194 158H195V157H194ZM145 159H146V158H145ZM218 159H219V158H218ZM262 159H263V158H262ZM262 159H261V160H262ZM184 160H185V159H184ZM227 160H228V159H227ZM229 160H230V159H229ZM233 160L236 161V159H233ZM147 161H148V160H147ZM214 161H215V160H214ZM223 161H224V160H223ZM230 161H231V160H230ZM148 162H149V161H148ZM174 162H175V161H174ZM189 162H190V161H189ZM203 162H204V161H203ZM240 162H241V161H240ZM258 162H259V161H258ZM177 163H178V162H177ZM192 163H193V162H192ZM233 163H234V161H233ZM236 163H237V162H236ZM241 163H243V162H241ZM256 163H257V162H256ZM175 164H176V163H175ZM205 164H206V163H205ZM213 164H214V163H213ZM257 164H259V163H257ZM261 164H262V163H261ZM261 164H260V165H261ZM142 165H143V163H142ZM176 165H177V164H176ZM188 165H189V164H188ZM255 165H256V164H255ZM212 166H213V165H212ZM193 167H194V166H193ZM213 167H214V166H213ZM213 167H212V168H213ZM232 167H233V166H232ZM232 167H231V168H232ZM237 167H238V166H237ZM241 167H242V166H241ZM204 168H206V167H204ZM215 168H216V167H215ZM258 168H259V167H258ZM2 169H3V168H2ZM200 169H201V168H200ZM200 169H199V170H200ZM229 169H230V168H229ZM233 169H234V168H233ZM240 169H241V168H240ZM242 169H243V168H242ZM168 170H169V169H168ZM176 170H177V169H176ZM181 170H182V169H181ZM256 170H257V169H256ZM12 171H13V170H12ZM186 171H187V170H186ZM230 171H231V170H230ZM240 171H241V170H240ZM242 171H243V170H242ZM247 171H249V169H248ZM263 171H264V170H263ZM0 172H1V171H0ZM13 172H15V171H13ZM34 172H35V170H34ZM36 172H37V171H36ZM187 172H188V171H187ZM4 173H5V172H4ZM4 173H3V174H4ZM188 173H189V172H188ZM188 173H187V175H188ZM213 173H214V171H213ZM219 173H220V172H219ZM14 174H15V173H14ZM241 174H242V173H241ZM260 174H261V173H260ZM8 175H9V174H8ZM169 175H171V174H169ZM235 175H238V174H235ZM5 176H6V175H5ZM184 176H185V175H184ZM215 176H216V175H215ZM226 176H228V175H226ZM258 176H259V175H258ZM111 177H112V176H111ZM136 177H137V176H136ZM189 177H191V176H189ZM189 177H188V178H189ZM248 177H249V176H248ZM14 178H15V177H14ZM16 178H17V177H16ZM155 178H156V177H155ZM221 178H222V177H221ZM234 178H235V177H234ZM251 178H252V177H251ZM192 179H193V178H192ZM195 179H196V178H195ZM219 179H220V178H219ZM219 179H218V180H219ZM228 179H229V177H228ZM248 179H249V178H248ZM253 179H254V178H253ZM185 180H186V178H185ZM225 180H227V179H225ZM234 180H235V179H234ZM14 181H15V179H14ZM147 181H148V180H147ZM194 181H195V180H194ZM211 181H212V180H211ZM227 181H228V180H227ZM241 181H242V180H241ZM245 181H246V180H245ZM12 182H13V181H12ZM183 182H184V181H183ZM190 182H191V181H190ZM213 182H214V181H213ZM33 183H34V182H33ZM181 183H182V182H181ZM184 183H188V182L185 181ZM205 183H206V182H205ZM220 183H221V181H220ZM16 184H17V183H16ZM189 184H190V183H189ZM221 184H222V183H221ZM244 184H245V183H244ZM24 185H25V184H24ZM183 185H184V184H183ZM187 185H188V184H187ZM203 185H204V184H203ZM238 185H240V183H239ZM252 185H253V184H252ZM109 186H110V185H109ZM249 186H250V185H249ZM28 187H29V186H28ZM144 187H145V186H144ZM154 187H155V186H154ZM172 187H173V186H172ZM184 187H185V186H184ZM198 187H199V186H198ZM245 187H246V186H245ZM3 188H4V187H3ZM194 188H195V187H194ZM194 188H193V189H194ZM14 189H15V187H14ZM184 189H185V188H184ZM193 189H192V190H193ZM229 189H230V188H229ZM231 189H232V188H231ZM250 189H251V188H250ZM262 189H263V188H262ZM8 190H9V189H8ZM16 190H17V189H16ZM188 190H190V189L188 188ZM263 190H264V189H263ZM48 191H49V189H48ZM228 191H229V190H228ZM46 192H47V191H46ZM229 192H230V191H229ZM256 192H257V191H256ZM3 194H4V193H3ZM151 194H152V193H151ZM202 194H203V193H202ZM247 194H248V192H247ZM2 196H3V195H2ZM13 196H14V195H13ZM182 196H183V195H182ZM246 197H247V196H246ZM256 197H257V196H256ZM0 198H1V197H0ZM3 198H4V197H3ZM237 199H238V198H237ZM9 200H10V199H9ZM12 200H13V199H12ZM153 200H154V199H153ZM258 200H259V199H258ZM128 201H129V200H128ZM199 201H200V200H199ZM64 203H65V202H64ZM72 203H75V202H72ZM171 203H172V202H171ZM255 203H256V202H255ZM126 204H127V203H126ZM8 205H9V204H8ZM68 205H69V204H68ZM127 205H128V204H127ZM127 205H126V206H127ZM262 205H263V204H262ZM70 206H71V205H70ZM2 207H4V206H2ZM74 207H75V206H74ZM134 207H135V206H134ZM262 207H263V206H262ZM126 208H127V207H126ZM82 209H83V208H82ZM144 209H145V208H144ZM2 210H3V209H2ZM134 210H135V209H134ZM138 210H139V209H138ZM55 211H56V210H55ZM98 211H99V210H98ZM249 211H251V210H249ZM141 213H142V212H141ZM263 213H264V210H263ZM144 214H146V213H144ZM135 215H136V214H135ZM141 215H142V214H141ZM43 216H44V215H43ZM255 216H256V215H255ZM147 217H148V216H147ZM134 218H135V217H134ZM254 218H255V217H254ZM255 219H256V218H255ZM199 220H200V219H199ZM247 220H249V219H247ZM157 221H158V220H157ZM152 222H153V221H152ZM154 223H155V222H154ZM73 224H74V223H73ZM161 225H162V224H161ZM163 225H164V224H163ZM165 226H166V225H165ZM18 228H20V227H18ZM20 229H21V228H20ZM18 230H19V229H18ZM20 231H21V230H20ZM206 231H207V230H206ZM201 232H202V231H201ZM199 233H200V232H199ZM204 233H205V232H204ZM173 234H174V232H173ZM205 234H206V233H205ZM18 235H19V234H18ZM78 236H79V234H78ZM83 236H84V234H83ZM173 236H174V235H173ZM16 239H18V238H16ZM80 239H81V238H80ZM147 239H148V238H147ZM181 239H182V238H181ZM84 240H85V239H84ZM18 241H19V239H18ZM163 243H164V242H163ZM67 244H68V243H67ZM158 244H159V243H158ZM159 245H160V244H159ZM15 246H16V245H15ZM61 248H62V247H61ZM60 250H61V249H60ZM3 252H4V251H3ZM114 252H115V251H114ZM1 253H2V252H1ZM1 253H0V254H1ZM93 254H94V253H93ZM94 255H95V254H94ZM192 264H193V263H192Z\"/></svg>",
	"mask_w": 264,
	"mask_h": 264
}]
</instances>
